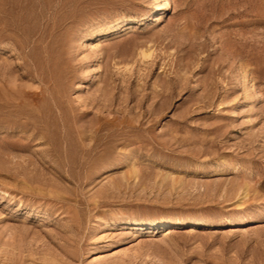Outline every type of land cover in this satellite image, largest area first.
<instances>
[{
    "label": "rangeland",
    "instance_id": "1",
    "mask_svg": "<svg viewBox=\"0 0 264 264\" xmlns=\"http://www.w3.org/2000/svg\"><path fill=\"white\" fill-rule=\"evenodd\" d=\"M0 264H264V0H0Z\"/></svg>",
    "mask_w": 264,
    "mask_h": 264
},
{
    "label": "bare ground",
    "instance_id": "2",
    "mask_svg": "<svg viewBox=\"0 0 264 264\" xmlns=\"http://www.w3.org/2000/svg\"><path fill=\"white\" fill-rule=\"evenodd\" d=\"M159 6L161 7L162 5L160 4Z\"/></svg>",
    "mask_w": 264,
    "mask_h": 264
}]
</instances>
